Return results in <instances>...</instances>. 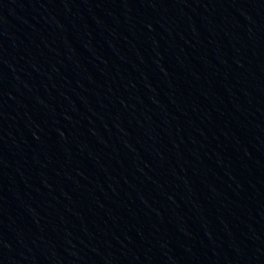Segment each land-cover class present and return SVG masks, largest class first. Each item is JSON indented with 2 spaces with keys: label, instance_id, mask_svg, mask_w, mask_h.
Returning a JSON list of instances; mask_svg holds the SVG:
<instances>
[{
  "label": "water",
  "instance_id": "1",
  "mask_svg": "<svg viewBox=\"0 0 264 264\" xmlns=\"http://www.w3.org/2000/svg\"><path fill=\"white\" fill-rule=\"evenodd\" d=\"M122 264H264V0H177Z\"/></svg>",
  "mask_w": 264,
  "mask_h": 264
}]
</instances>
